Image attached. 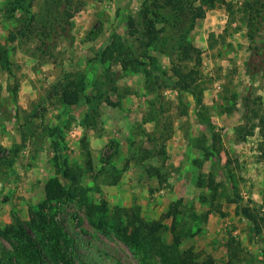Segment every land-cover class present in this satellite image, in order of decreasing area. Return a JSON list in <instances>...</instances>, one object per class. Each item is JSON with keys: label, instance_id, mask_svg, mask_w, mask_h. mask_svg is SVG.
Masks as SVG:
<instances>
[{"label": "rangeland", "instance_id": "1", "mask_svg": "<svg viewBox=\"0 0 264 264\" xmlns=\"http://www.w3.org/2000/svg\"><path fill=\"white\" fill-rule=\"evenodd\" d=\"M257 1L0 0V264H264Z\"/></svg>", "mask_w": 264, "mask_h": 264}, {"label": "trees", "instance_id": "2", "mask_svg": "<svg viewBox=\"0 0 264 264\" xmlns=\"http://www.w3.org/2000/svg\"><path fill=\"white\" fill-rule=\"evenodd\" d=\"M252 7H254V10H255L256 15L258 17L263 16L264 0L257 1L256 5H252ZM200 14H202V13H200ZM178 76L180 79L181 78L183 79V76H185V74H181ZM65 100L69 104L74 103L77 101V95L75 93H69L66 96ZM261 124H262V128H264V118L261 119ZM66 174L68 176H70V173L69 172L67 173V171H65L64 175H66ZM45 190H46V195L50 200H59L66 193L64 186L60 182H58L57 180H55L53 178L49 179L46 182ZM105 209H106V202L105 201L103 203H101V205L90 204L88 207V213H89V215H93L95 211H102L103 212ZM248 218H250L254 222L257 229L260 227L261 222H260L259 218H255L253 214H251V216L248 215ZM129 228H130V226L128 224H126L123 228H120L124 234L123 237L125 240L135 241V240H138L140 238H144V237L145 238H148V237L151 238L153 236H154V238H157L156 233H157V231H159V229L162 228V222H160L159 220L146 221V220L140 219L138 224L136 223L135 225H132V228L130 230H129ZM2 234L6 237H8L10 235L9 232H4V231L2 232ZM60 235H63V234L60 233ZM62 237L64 238V240L66 239V236L63 235ZM179 244H180V242L176 241V247H178ZM163 245L168 248V246H166L165 242L163 243ZM170 247H172V246H170ZM163 252H165V249ZM188 253H191V252L187 251V252H184L183 254L180 255V256H182V260L184 261V263L185 264H198V263H195V262L192 263L189 261L190 258H189ZM185 254H186L187 260L184 259ZM166 263L167 262H165V264Z\"/></svg>", "mask_w": 264, "mask_h": 264}]
</instances>
